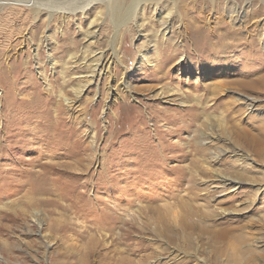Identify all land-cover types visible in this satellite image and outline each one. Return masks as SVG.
Segmentation results:
<instances>
[{
  "label": "rangeland",
  "instance_id": "1",
  "mask_svg": "<svg viewBox=\"0 0 264 264\" xmlns=\"http://www.w3.org/2000/svg\"><path fill=\"white\" fill-rule=\"evenodd\" d=\"M22 1L0 0V264H264V0H147L124 23L110 12L131 13L133 0L50 17ZM170 11L175 70L154 82L163 71L141 69L139 51L164 53L156 17ZM177 29L193 42L177 43ZM222 33L238 46L220 51ZM111 45L124 71L113 63L115 80L84 85ZM123 76L125 99L114 98L107 86ZM235 129L262 141L239 145ZM221 175L241 187L219 193ZM204 209L209 220L196 215Z\"/></svg>",
  "mask_w": 264,
  "mask_h": 264
},
{
  "label": "bare ground",
  "instance_id": "2",
  "mask_svg": "<svg viewBox=\"0 0 264 264\" xmlns=\"http://www.w3.org/2000/svg\"><path fill=\"white\" fill-rule=\"evenodd\" d=\"M14 1H17V2H20V1H22V0H14ZM93 1H105V0H23L22 1V3H24L23 5V7H27V9H29L31 12H33L34 14H35V16L34 17H36V15H38V14H40V13H42V11L44 10V11H47L48 13H49V17L54 13V12H56V11H58V9L59 10H61V12H63V13H66L67 11H74L75 9L74 8H72V9H70L69 7H71V6H76L78 9H80L82 12L84 11V9H85V7L87 6V5H89L91 2H93ZM119 1H124V0H119ZM149 2H154V3H159L158 1L159 0H148ZM143 2H147V0H133V9H129L130 10V12L131 13H125V14H122L121 12H120V10H119V7L118 6H115V13H114V10H112L110 13H111V15H112V19L113 18H116L117 19V22L118 23H124V20L128 17V16H131V17H133V19H134V17H135V15H136V9H137V7L140 5V4H142ZM114 2H112V1H110L109 2V4L107 5L108 6V8H112V6L114 5L113 4ZM42 7H44V8H42ZM170 14H171V11L170 12H168V13H166V15L164 16V17H162L161 16V14L159 15V16H157L156 17V22H159L160 23V25H161V33H162V40H161V45H163L164 46V48L165 49H163V51H164V53H158V54H154L153 56H154V58L153 59H151V60H149V59H147L146 58V60H144V54L143 53H141V51H139V55L141 56V59L144 61L142 64H144V66H142L141 64H140V66H141V69H143V70H154V69H157V70H162L163 72H159L158 74H154L153 76H151L150 77V80H152V81H156V82H163L162 80H165V79H168L169 78V75L175 70V66L173 65H171V63L173 62V58H175L176 57V55H178L177 54V47L175 46V42H174V38L172 37V36H170L171 34L170 33H173V31H171V26L168 24V18H170ZM235 14V13H234ZM242 14V13H241ZM182 24V23H181ZM139 32H140V30H139ZM183 33H185V34H183ZM182 33V31L181 30H178L177 29V32H176V34L178 35V37L179 38H181V40H180V42L179 41H177V43H182L184 40H189V43L191 42H193L192 40H193V38H192V33H190L189 32V30H187V31H185V29H184V32ZM169 34V35H168ZM242 34V33H241ZM212 35V34H211ZM211 35H209V36H211ZM217 35V34H216ZM93 36V33L91 32V33H87L86 34V37L87 38H91ZM199 36V35H198ZM223 36H226V37H229L230 36V33H222L217 39H216V43H218L219 45H220V47H219V50L220 51H225L226 49H230V50H233L234 48H236L237 46H238V44H232V43H229V44H223V43H221V38L223 37ZM242 38H243V34H242ZM226 39V38H225ZM209 40V39H208ZM242 40V39H241ZM246 40H247V38H246ZM197 41H198V39H197ZM231 41V40H230ZM240 41V40H239ZM244 41V40H243ZM223 42V41H222ZM241 42V41H240ZM239 42V43H240ZM203 43V42H202ZM186 44H188V43H186ZM214 44V43H213ZM202 45V44H201ZM112 47H111V49H112V53H111V55L108 57V58H105V56H103V53H99V54H97L96 55V57L94 56V58H92V60H91V62L89 63V66H90V75H89V77H87V79H86V81L84 82V85H86V84H89L90 82H92L93 81V79H94V77H96V76H100V75H103V74H105L106 75V79H108L110 82H112V80H115L114 79V77H113V75H112V64L113 63H120V66L122 67V69H123V71H124V68H126V66H127V64L126 63H124V61H123V63L121 62V60H120V58L118 57V54H117V51H116V49L114 50L113 49V45H111ZM179 46V45H178ZM208 46V45H207ZM218 46V45H217ZM59 47V46H58ZM180 47V46H179ZM243 47V46H242ZM244 48V47H243ZM206 50V49H205ZM211 50V49H210ZM242 50V49H241ZM228 51V50H227ZM102 52V51H101ZM184 53V52H183ZM214 53V52H213ZM225 53V52H224ZM230 53H231V51H230ZM188 54V53H187ZM105 55V54H104ZM226 55V54H225ZM232 55V54H231ZM201 56V55H200ZM214 56V55H213ZM224 56V55H223ZM225 58V57H224ZM249 58H251V56L249 57ZM203 60H205V59H203ZM229 61V60H228ZM127 62V61H126ZM220 62H221V60H220ZM225 62V61H224ZM186 64V63H185ZM217 64H219V63H217ZM182 66H184V64H182ZM117 68V67H116ZM139 69V68H138ZM261 69V68H260ZM253 72V71H252ZM147 74V73H146ZM150 74H151V72H150ZM245 74V73H244ZM243 74V75H244ZM247 74V73H246ZM253 74V73H252ZM86 75H88V74H86ZM149 76V75H148ZM120 79H123L122 81H120L118 84H117V86L116 87H114V88H110V86H107V89H108V91H109V93H111V96L112 97H119V98H124L125 99V97H122V96H120V92H122V91H127L128 90V88H129V86H128V84L125 82V77L123 76V77H121ZM146 79V78H145ZM170 79V78H169ZM261 81H263V76L262 77H260L259 78ZM256 80V79H255ZM258 80V79H257ZM259 80V81H260ZM243 81V80H242ZM30 82H32L31 80H30ZM110 82H109V84H110ZM246 82V81H245ZM252 83V82H251ZM250 83V84H251ZM259 83H261V82H259ZM258 83V84H259ZM238 84V83H237ZM253 85H255V83H252ZM84 85H81L80 87H81V89L83 88V86ZM213 86H214V88H213V86H212V88H211V86L209 85V87H206L205 85H203L202 87H204L205 88V90H206V92H212V93H214V92H217L216 91V87H217V85H219L220 87L222 86L221 85V83H218V84H212ZM257 85V84H256ZM238 87H240L239 85H238ZM258 87V86H257ZM261 87V86H260ZM220 89V88H219ZM236 89V88H235ZM241 89V88H240ZM257 89H259V88H257ZM221 90V89H220ZM82 91V90H81ZM80 91V89H77V91H76V93H80L81 92ZM222 91V90H221ZM62 94V93H61ZM162 95V93L160 92H157L154 96L155 97H160ZM164 95V94H163ZM162 95V96H163ZM201 96V95H200ZM200 96L198 97V99H197V104L199 105V107H200V111H199V114L201 113V114H204V109H202V107H201V105H200V102H199V98H200ZM202 97H203V95H202ZM163 98V97H162ZM165 98V97H164ZM246 99V98H245ZM249 99H247L245 102H244V104L248 107V108H252L253 106H254V104L252 103V101H248ZM251 100V99H250ZM65 101H67L66 100V98H65ZM124 102V101H123ZM149 108V107H148ZM156 109V108H155ZM154 109V110H155ZM227 109V108H226ZM232 110V109H231ZM157 111V110H156ZM155 111V112H156ZM159 111V110H158ZM157 111V112H158ZM151 112V111H150ZM229 112V111H228ZM152 113V112H151ZM154 114V113H153ZM163 114V113H162ZM230 114V113H229ZM151 115V114H150ZM154 116V115H153ZM57 117V116H56ZM151 118H153V117H151ZM155 120V119H154ZM228 121V120H227ZM141 126V125H140ZM159 131V130H158ZM235 131H236V129H235ZM163 133H165V132H163ZM234 133V132H233ZM264 133V132H263ZM262 134V133H261ZM211 135V134H210ZM212 135H213V133H212ZM248 136L251 138V140H252V142H254V144H256L255 143V141L257 142V141H262V140H260L259 138H258V136L259 135H257V134H250V133H248V131H246V130H244V131H236V133H235V141H237V143L239 144V143H242V141L243 140H245V142H248L247 141V138H248ZM211 138V137H210ZM262 138V137H261ZM144 141V140H143ZM221 141V140H220ZM244 142V141H243ZM249 142H251V141H249ZM251 142V143H252ZM250 143V144H251ZM137 144V143H136ZM240 145V144H239ZM148 146V145H147ZM195 146H196V144H195ZM195 146H194V148H193V151L194 150H196L195 149ZM155 148V147H154ZM207 148V147H206ZM161 149H163V148H161ZM176 149V148H175ZM175 149H173L174 151H175ZM168 150V149H167ZM197 151V150H196ZM223 152L224 150L222 149V150H220V152ZM167 152V151H166ZM172 152V151H171ZM201 152V151H200ZM203 152H205V151H203ZM219 152V153H220ZM155 153H156V151H155ZM179 153V152H178ZM181 153V152H180ZM199 153V152H198ZM236 153V152H235ZM162 154V153H161ZM164 154V153H163ZM189 154V153H188ZM214 154V153H213ZM158 155V154H157ZM219 155L220 154H215V156H213L215 159H216V157H219ZM177 156V155H176ZM236 156L237 157H239V158H242V160L244 159V161L246 162V163H248V157L246 156V155H243V154H239V153H236ZM165 157V156H164ZM187 157V156H186ZM186 157H184V158H186ZM234 157V156H233ZM164 160H165V158H164ZM238 160V159H237ZM240 160V159H239ZM192 161V164L193 163H195L196 161H194V159L191 157V159H190V162ZM147 163V162H146ZM217 179L218 180H216V185L214 186L215 188H217V189H220V191H219V193L220 192H222V191H226V190H237V189H239L241 186H240V184H241V181H239L238 179H235V178H230V177H222V175L221 176H217ZM252 183V182H251ZM254 185H255V183H254ZM260 186V185H259ZM257 187V186H256ZM195 188H194V186H190V187H188V191L189 192H191L192 194H194L195 193V190H194ZM261 189V188H260ZM256 191L258 192L259 191V187L258 188H256ZM256 192V193H257ZM223 193V192H222ZM213 194V193H212ZM199 196V198H203L202 197V194L201 195H198ZM252 200V199H251ZM250 200V201H251ZM254 200V199H253ZM252 204V203H251ZM206 205L207 206H209L208 205V203H206ZM206 208V207H205ZM209 208V207H208ZM216 209V208H215ZM220 209V208H219ZM245 209V208H244ZM199 210V209H198ZM209 210V209H208ZM207 209H204V210H202L201 212L200 211H196V215H199L198 216V218L200 219H202V218H204V217H206L207 218V216H210V211H208ZM217 210V209H216ZM241 210H231V211H228V213L227 214H229V215H235L236 213L235 212H238V213H241L240 212ZM217 212V211H216ZM225 212H226V210H224V209H221V214H225ZM233 213H235V214H233ZM219 214V213H218ZM220 214V215H221ZM238 215V214H237ZM208 219V218H207ZM209 220V219H208ZM207 220V221H208ZM231 221V220H230ZM236 221V220H235ZM234 221V222H235ZM210 222V221H209ZM211 223V222H210ZM214 223H215V220H214ZM232 223H233V221H232ZM213 224V223H212ZM228 224V223H227ZM255 224V223H254ZM187 225V227L190 229V228H197V226H199V225H195V223H191V224H186ZM186 225H185V227H186ZM210 225V224H209ZM208 226V225H207ZM211 226V225H210ZM213 226V225H212ZM211 226V227H212ZM199 228H201V229H206V227H199ZM235 228H237V227H229V228H226V231H230V230H233V229H235ZM210 229V228H209ZM239 229V228H238ZM194 230V229H193ZM220 230V229H219ZM192 231V230H191ZM238 231V230H237ZM189 232V231H188ZM222 233L223 232H225V230L224 231H221ZM221 232H220V234H221ZM236 232V231H235ZM218 233L219 232H217V235H218ZM226 233V232H225ZM231 233V232H230ZM232 234V233H231ZM238 234V233H237ZM253 234H255V233H252V235ZM234 235V234H233ZM223 236V235H222ZM225 237V236H224ZM253 237H255V236H253ZM226 239H227V237H225ZM224 239V238H223ZM222 239V240H223ZM233 239V238H232ZM231 239V240H232ZM235 240H236V242H239V243H242L243 241V237L241 236V235H237L236 236V238H235ZM234 240V241H235ZM259 239L258 238H253V246H254V248H255V250H257L258 248H261L262 247V244L260 245V241H258ZM224 241V240H223ZM233 241V240H232ZM242 241V242H241ZM251 241V240H250ZM235 242V243H236ZM231 243H233V242H231ZM264 244V243H263ZM2 245V244H1ZM6 246V245H5ZM215 249V248H214ZM231 250V249H230ZM248 251H249V249H247ZM223 252V251H222ZM217 253V252H216ZM3 254V253H2ZM236 254V253H235ZM255 254H257V257H258V255H260V252L257 250V252H255ZM262 254V253H261ZM234 255V254H233ZM243 255V254H242ZM242 255H240V256H242ZM185 257L183 258V259H180V261H179V263H182V264H187L189 261L191 262L192 261V258L191 257H189L188 255H184ZM194 257H195V259L197 260V262H200V263H202L203 262V260L202 259H200V258H198L196 255H193ZM235 256V255H234ZM236 256H238V255H236ZM261 257L262 256H264V255H260ZM260 256H259V258H260ZM12 257V256H11ZM193 257V258H194ZM10 258V257H9ZM8 258V259H9ZM16 258V257H15ZM244 259V258H243ZM230 260V259H229ZM234 260V259H233ZM238 261L240 262V260L238 259ZM7 264V263H6ZM202 264H204V263H202Z\"/></svg>",
  "mask_w": 264,
  "mask_h": 264
}]
</instances>
